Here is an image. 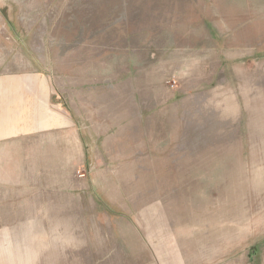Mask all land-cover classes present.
<instances>
[{"label": "rangeland", "instance_id": "obj_1", "mask_svg": "<svg viewBox=\"0 0 264 264\" xmlns=\"http://www.w3.org/2000/svg\"><path fill=\"white\" fill-rule=\"evenodd\" d=\"M31 73L71 123L0 140V264H264V0H0Z\"/></svg>", "mask_w": 264, "mask_h": 264}, {"label": "crops", "instance_id": "obj_2", "mask_svg": "<svg viewBox=\"0 0 264 264\" xmlns=\"http://www.w3.org/2000/svg\"><path fill=\"white\" fill-rule=\"evenodd\" d=\"M47 82L35 73L0 76V140L70 125L68 118L49 107L54 92L50 100ZM12 107L16 109L11 111ZM26 108L32 112L27 114Z\"/></svg>", "mask_w": 264, "mask_h": 264}]
</instances>
